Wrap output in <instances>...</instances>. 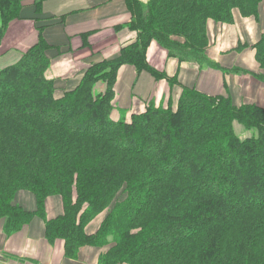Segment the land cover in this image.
Listing matches in <instances>:
<instances>
[{
	"label": "trees",
	"instance_id": "16d2710c",
	"mask_svg": "<svg viewBox=\"0 0 264 264\" xmlns=\"http://www.w3.org/2000/svg\"><path fill=\"white\" fill-rule=\"evenodd\" d=\"M28 1L0 0V45ZM127 1L136 40L77 81L47 77L60 50L44 38L41 2L38 42L0 69L1 233L8 239L40 220L50 244L65 242L67 260L91 247L98 264H264L263 105L228 88L213 97L180 84L177 97L150 101L129 121L112 118L122 66L179 84L148 64L153 42L181 63L221 72L225 84L246 77L264 87V0ZM236 17L260 27L255 44L235 49L254 50L257 70L209 55L210 25ZM25 194L31 207L19 201ZM52 198L62 213L49 218Z\"/></svg>",
	"mask_w": 264,
	"mask_h": 264
},
{
	"label": "crops",
	"instance_id": "0c3cea01",
	"mask_svg": "<svg viewBox=\"0 0 264 264\" xmlns=\"http://www.w3.org/2000/svg\"><path fill=\"white\" fill-rule=\"evenodd\" d=\"M140 1L147 3L149 0ZM38 2H41V13L38 15L46 23L44 38L49 45L60 50L47 72L49 79L77 81L93 63L114 59L123 46L137 38V33L128 28L133 13L127 0H29L24 19L11 25L0 45V69L16 64L38 42L39 33L33 19ZM210 33L209 55L213 59L227 61L229 58L232 64L258 69L254 50L235 52L239 42L252 45L259 40L260 27L253 19L236 17L235 24L229 26L212 23ZM147 62L169 79H177L179 84L171 89L168 79L159 80L147 71L139 72L132 65L122 66L115 84L113 120L129 121L133 114L144 112L150 101L161 104L168 101L173 93L177 97L182 86L213 97L225 96L228 88L236 99L244 97L264 106L263 86L255 85L246 77L230 78L225 84L221 72L201 68L193 61L181 63L177 58L170 57L168 51L156 42L147 50ZM98 88L104 90V86ZM19 201L28 203L29 207L32 205L24 200V195ZM52 202L57 204V215L58 201ZM48 216L56 217L49 212ZM2 252L25 259L24 264H98L101 253L97 248L87 247L81 250L78 260H67L65 242L57 240L50 244L45 238V225L40 220L8 239L0 229Z\"/></svg>",
	"mask_w": 264,
	"mask_h": 264
},
{
	"label": "rangeland",
	"instance_id": "374dc122",
	"mask_svg": "<svg viewBox=\"0 0 264 264\" xmlns=\"http://www.w3.org/2000/svg\"><path fill=\"white\" fill-rule=\"evenodd\" d=\"M98 91H101L100 90V88H98ZM235 129H236V131H237V134L239 135V136H241L242 138H247V137H249V136H251V132H248V131H245L244 130V128L241 126V125H239V124H236L235 125ZM24 200L27 202V201H29L30 200V197H29V195H24ZM56 200V198H52L50 201H49V203H48V206H47V210H48V212L52 215V216H57V215H60L61 213H62V203H61V201H60V199H58L57 198V201H58V205H59V213H57V215H56V213H55V209H56V207H57V204H55L54 205V203L52 202V201H55ZM0 255L3 257V256H5V257H7L6 256V254H4V253H0ZM9 258V257H8ZM2 263H4V264H13V263H15V264H24V263H26V261H25V259H20V258H18V257H15V259H8V260H6V261H1L0 260V264H2Z\"/></svg>",
	"mask_w": 264,
	"mask_h": 264
}]
</instances>
